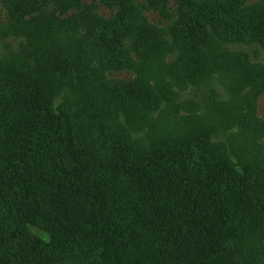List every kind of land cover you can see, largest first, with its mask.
<instances>
[{"label": "trees", "instance_id": "1", "mask_svg": "<svg viewBox=\"0 0 264 264\" xmlns=\"http://www.w3.org/2000/svg\"><path fill=\"white\" fill-rule=\"evenodd\" d=\"M198 1L176 0L186 10ZM0 2V38L30 44L0 62V264H264V188L247 165L214 161L194 133L141 151L112 113L121 91L88 79L121 63L114 50L128 37L137 52L149 43L147 17L143 32L126 25L153 0ZM102 5L115 13L102 16ZM233 6L220 5L233 16L218 23L230 24ZM90 17L102 29L85 51L64 41L68 33L48 32ZM163 21L157 27L181 58L203 50L181 44ZM37 48L43 57L26 55ZM64 88L74 99L67 111L54 105ZM136 93L132 85L128 95Z\"/></svg>", "mask_w": 264, "mask_h": 264}, {"label": "rangeland", "instance_id": "2", "mask_svg": "<svg viewBox=\"0 0 264 264\" xmlns=\"http://www.w3.org/2000/svg\"><path fill=\"white\" fill-rule=\"evenodd\" d=\"M153 2L145 11L135 9L131 24L126 25L127 32L131 28L143 32L148 26L143 17H147L154 29L149 43L137 44L138 53L135 36L128 37L123 50H114L122 56L121 63L111 60L104 71L88 79H100L121 91L123 98L112 113L141 151L146 153L165 139L180 140L194 133L214 161L245 163L249 176L258 181L255 186L264 188V0H200L188 10L181 9L176 0ZM228 2L234 4V18L222 25L217 22L220 18L233 16L228 11L220 13V5ZM152 6L162 9V14ZM0 7V21L7 22L1 2ZM99 13L110 17L115 9L102 5ZM162 15L170 20L169 30L181 44L200 43L203 50L187 51L181 58L171 39L157 27L164 22ZM204 23L210 25L204 27ZM101 27L90 17L75 29L53 25L48 32L68 33L64 41L72 39L75 50L85 51L95 43ZM7 36L0 38V62L17 58L15 51L30 46L22 36ZM36 41L31 43L38 47ZM26 55L35 60L44 53L37 48ZM32 58L28 62L33 63ZM132 85L136 96L128 95ZM54 102L57 110L67 111L74 106L73 94L64 88Z\"/></svg>", "mask_w": 264, "mask_h": 264}]
</instances>
